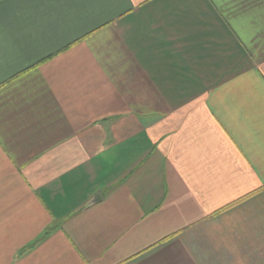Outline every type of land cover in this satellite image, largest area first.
Here are the masks:
<instances>
[{"label":"crops","instance_id":"1","mask_svg":"<svg viewBox=\"0 0 264 264\" xmlns=\"http://www.w3.org/2000/svg\"><path fill=\"white\" fill-rule=\"evenodd\" d=\"M0 264H264V0H2Z\"/></svg>","mask_w":264,"mask_h":264},{"label":"water","instance_id":"2","mask_svg":"<svg viewBox=\"0 0 264 264\" xmlns=\"http://www.w3.org/2000/svg\"><path fill=\"white\" fill-rule=\"evenodd\" d=\"M102 198L99 196L98 198L94 199L89 205L95 204L98 200H101Z\"/></svg>","mask_w":264,"mask_h":264},{"label":"trees","instance_id":"3","mask_svg":"<svg viewBox=\"0 0 264 264\" xmlns=\"http://www.w3.org/2000/svg\"><path fill=\"white\" fill-rule=\"evenodd\" d=\"M2 0H0V2H1Z\"/></svg>","mask_w":264,"mask_h":264}]
</instances>
